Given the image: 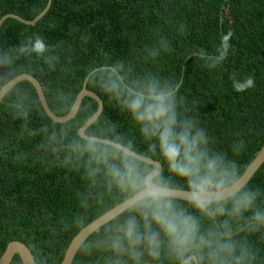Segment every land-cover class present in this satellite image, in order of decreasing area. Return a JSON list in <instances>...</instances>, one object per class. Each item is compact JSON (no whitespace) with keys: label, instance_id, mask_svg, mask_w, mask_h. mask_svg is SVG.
<instances>
[{"label":"trees","instance_id":"obj_1","mask_svg":"<svg viewBox=\"0 0 264 264\" xmlns=\"http://www.w3.org/2000/svg\"><path fill=\"white\" fill-rule=\"evenodd\" d=\"M48 3L0 0V20L16 14L32 21ZM229 33L226 57L211 67L201 57H217L222 37ZM37 36L49 51L43 56L19 54L17 49ZM162 37L170 50L161 51L155 60L146 58L145 49L158 46ZM6 56L12 62L0 63V90L17 76L31 74L41 82L59 116L70 112L93 72L88 89L102 98L104 110L87 134L104 138L107 125L115 124L141 155L147 153V145L138 129L94 84L98 68L109 71L100 68L104 63L125 61L138 73L151 71L178 82L192 108L190 114L213 139L214 148L235 161L242 174L264 146V0H52L35 25L13 18L3 23L0 60ZM49 56L54 57L53 66ZM234 73L241 81L253 77L255 86L237 92L232 86ZM98 106L94 98L86 97L73 120L57 123L46 114L29 81L17 84L0 103V258L9 243L21 241L32 250L37 264H61L82 229L131 198L107 186L102 173L93 185L83 169L75 172L60 166L64 152L51 151L80 136V128ZM45 126L46 131H41ZM53 132L55 139L50 140ZM238 140L244 141V147L234 153L231 146ZM151 158L162 163L167 175L166 163ZM247 186L264 192V164ZM107 224L97 232L102 233ZM97 232L85 240L73 264H103L98 252L86 251ZM250 240L259 252L257 264H264V233ZM11 264H23L19 254Z\"/></svg>","mask_w":264,"mask_h":264},{"label":"clouds","instance_id":"obj_2","mask_svg":"<svg viewBox=\"0 0 264 264\" xmlns=\"http://www.w3.org/2000/svg\"><path fill=\"white\" fill-rule=\"evenodd\" d=\"M230 36L222 37L217 57L201 58L211 67L222 63ZM169 50L162 37L158 46L145 49L146 58L155 60ZM17 51L43 56L49 46L39 36L34 41L29 37ZM53 58L47 57L50 66ZM11 62L10 56L0 60ZM100 68L109 71L97 69L95 86L130 117L151 164L142 162L134 141L115 124L107 125L103 139L81 135L51 149L53 155L64 152L60 166L83 169L93 185L102 173L107 186L131 195L128 210L97 232L86 251L98 252L103 264H257L259 252L250 237L264 233V192L249 188L235 161L214 148L213 139L190 114L180 84L151 71L138 73L121 60ZM231 79L237 92L255 86L251 76L241 81L234 73ZM60 132L66 138L63 128ZM55 136L53 132L49 139ZM231 147L239 153L244 141ZM152 156L166 163L167 175ZM177 190L185 195L177 199ZM80 203L86 207L85 201Z\"/></svg>","mask_w":264,"mask_h":264},{"label":"water","instance_id":"obj_3","mask_svg":"<svg viewBox=\"0 0 264 264\" xmlns=\"http://www.w3.org/2000/svg\"><path fill=\"white\" fill-rule=\"evenodd\" d=\"M51 4H52V0H49V3L47 5L46 9L36 19H34L32 21L26 20L23 17L16 15V14H7L4 17H2L0 20V29L3 25V23L9 18L19 20L26 25H35L40 20V18H42L47 13L49 8L51 7ZM92 74H93V72L86 78L84 86H83L82 90L80 91V93L77 95L76 100H75L70 112L65 116H59L53 112V110L51 109V107L48 103V100L46 98L44 88H43L41 82L35 76H33L31 74L19 75L16 78L12 79L10 82H8L0 90V103L3 101L5 96L17 84H19L23 81H29L34 85V87L38 93L39 99L41 101L42 107L45 110L46 114L52 120H54L57 123H67V122L73 120L77 116V114H78V112L82 106L83 100L86 97H92L98 102V105H99L98 110L79 130L80 136L81 135H82V137L91 136V135L87 134V130L93 125V123L96 120L99 119V117L101 116V114L103 113V110H104V101L102 100V98L98 94H96L95 92L88 89L87 82H88V80ZM101 139H103V138H101ZM144 157H145L144 155H141L142 162H145L147 164H151V161L148 160L147 158H144ZM152 160L156 161L154 159H152ZM263 164H264V146L259 151V153L257 154L254 161L248 166V168L242 174L243 181L246 184H248ZM159 166L163 169V165L160 161H159ZM175 195L177 196V199H179V197H183L185 194L183 192L177 190ZM130 202H131V198H129L126 201H124L123 203L117 205L113 209L109 210L108 212H106L105 214L100 216L98 219H96L94 222H92L91 224L86 226L84 229H82L75 236V238L72 240V242L70 243L61 264H73V261L77 255L79 249L81 248V246L85 242V240L90 235H92L94 232L99 231L104 225H106L107 223L114 220L116 217H118L124 211L128 210V208L130 206ZM17 254L20 255L23 264H37L36 258L34 256L32 250L29 248V246H27L25 243H23L21 241H13V242L8 244L6 251L4 252L2 257L0 258V264H11L14 257Z\"/></svg>","mask_w":264,"mask_h":264}]
</instances>
